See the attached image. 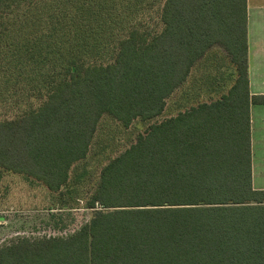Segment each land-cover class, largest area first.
<instances>
[{
  "label": "trees",
  "instance_id": "obj_1",
  "mask_svg": "<svg viewBox=\"0 0 264 264\" xmlns=\"http://www.w3.org/2000/svg\"><path fill=\"white\" fill-rule=\"evenodd\" d=\"M218 48L235 70L228 93L112 159L77 232L13 240L0 264H264L248 0H0V106L15 114L0 120V172L62 196L105 116L126 129L160 117Z\"/></svg>",
  "mask_w": 264,
  "mask_h": 264
},
{
  "label": "rangeland",
  "instance_id": "obj_2",
  "mask_svg": "<svg viewBox=\"0 0 264 264\" xmlns=\"http://www.w3.org/2000/svg\"><path fill=\"white\" fill-rule=\"evenodd\" d=\"M144 14L142 19L152 25L150 13ZM225 55L218 48L199 62L187 82L168 99L160 117L147 122L136 120L126 129L105 116L87 160L74 166L71 185L65 188L63 196L38 181H28L23 175L0 172V246L22 237H66L81 229L94 216L86 203L99 183L102 169L112 159L136 143L151 125L228 93L235 73ZM12 117L15 114L11 108L0 106V120Z\"/></svg>",
  "mask_w": 264,
  "mask_h": 264
},
{
  "label": "crops",
  "instance_id": "obj_3",
  "mask_svg": "<svg viewBox=\"0 0 264 264\" xmlns=\"http://www.w3.org/2000/svg\"><path fill=\"white\" fill-rule=\"evenodd\" d=\"M248 41L250 92L252 96H264V0H248ZM251 121L253 187L263 191L264 104L251 106Z\"/></svg>",
  "mask_w": 264,
  "mask_h": 264
}]
</instances>
